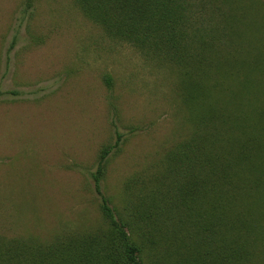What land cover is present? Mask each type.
Segmentation results:
<instances>
[{
	"label": "rangeland",
	"instance_id": "1",
	"mask_svg": "<svg viewBox=\"0 0 264 264\" xmlns=\"http://www.w3.org/2000/svg\"><path fill=\"white\" fill-rule=\"evenodd\" d=\"M262 10L245 39L264 60ZM253 81V94L264 91ZM184 82L105 36L71 0H0V241L43 245L105 229L90 175L111 147L99 190L135 244L151 235L141 264H203L199 234L172 207L176 157L193 133ZM210 82L218 101L219 85L235 86Z\"/></svg>",
	"mask_w": 264,
	"mask_h": 264
},
{
	"label": "trees",
	"instance_id": "2",
	"mask_svg": "<svg viewBox=\"0 0 264 264\" xmlns=\"http://www.w3.org/2000/svg\"><path fill=\"white\" fill-rule=\"evenodd\" d=\"M71 1L105 36L187 80L193 133L176 157L180 179L172 207L179 226L199 234L202 263L264 264V91L251 90L257 84L252 80H264V60L252 59L245 39L264 0ZM210 80L235 86L218 84V101ZM110 150H100L90 175L105 229L64 234L43 245L0 241V264H141L142 250L154 243L151 235L143 233V243L135 244L129 225L114 218L99 190ZM156 209V218H173Z\"/></svg>",
	"mask_w": 264,
	"mask_h": 264
}]
</instances>
